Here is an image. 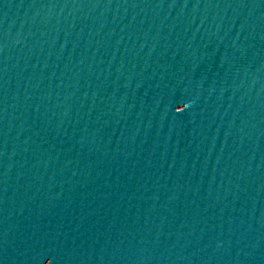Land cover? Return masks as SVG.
I'll return each instance as SVG.
<instances>
[{"label": "water", "instance_id": "water-1", "mask_svg": "<svg viewBox=\"0 0 264 264\" xmlns=\"http://www.w3.org/2000/svg\"><path fill=\"white\" fill-rule=\"evenodd\" d=\"M0 264H264V0H0Z\"/></svg>", "mask_w": 264, "mask_h": 264}]
</instances>
